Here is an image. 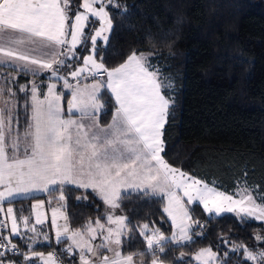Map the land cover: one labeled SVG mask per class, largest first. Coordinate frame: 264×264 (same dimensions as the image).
<instances>
[{
  "label": "snow or ice",
  "instance_id": "snow-or-ice-1",
  "mask_svg": "<svg viewBox=\"0 0 264 264\" xmlns=\"http://www.w3.org/2000/svg\"><path fill=\"white\" fill-rule=\"evenodd\" d=\"M69 2L0 0V67L10 68L17 75L31 74L34 77L30 82L31 117L22 135L18 131L13 134L15 113L11 104L15 93L9 89V99L3 100L4 89L0 88V185L4 186V190L0 191V202H11L14 197H24L34 191L55 190L50 188L53 185L61 189L60 201L65 199L64 187L76 185L80 189H91L111 209L121 206V189L131 188L152 196L163 194L162 198H167V206L163 211L172 220L174 228L170 240L175 243L192 242V226L199 225V221H193L188 209L181 203L178 191L188 198V204L198 201L210 215L234 213L242 223L248 218L264 221V197L257 203L252 190L245 188L237 193L240 198L234 199L189 177L162 157L165 126L175 101L165 94L173 89L171 78L163 76L162 69L149 61L153 53L133 49L123 63L111 69L106 67L103 56H100L99 61L96 59L104 50L100 47V41L106 46L110 39L109 33L114 28L108 6L120 9L121 5L116 0H83L79 7L84 11H77L74 21H70ZM90 17L99 21V27L91 35L86 32V28L95 23ZM69 33L70 40L67 38ZM89 39L90 54L83 55V66L76 68L70 75L77 79L84 73L93 77L106 74V81L99 80L81 88L79 85L73 86L60 74V66H66L65 58H80L78 46L83 51H89ZM41 72L50 73V80H63L64 87L72 90V99L68 102L69 112H78L79 119L64 118L60 106L61 95L57 93L55 83H49L44 99H39L42 85L36 82V78ZM105 87L115 99V110L111 122L101 126L97 113L102 111L104 105L98 101L101 89ZM20 91L25 92L24 85H20ZM86 198L77 197L78 200ZM42 206V203L34 204L32 208L35 211ZM62 207L64 205L52 210V225L57 229L56 240L60 242L67 236L72 242L67 251L71 252L73 246L78 248L80 264H133L131 255L122 256L119 251H114L111 258L103 256L101 259L99 252L100 248L112 252V244H121V236L127 226L126 218H114L109 214L107 221L115 227L107 229L102 244L93 246L81 232H71L69 235L67 225L62 229L57 226V216H63L60 211ZM3 211V207H0V213ZM6 217L11 220L10 235L24 240L12 207L7 208ZM22 222L34 234L29 238L31 243L25 241L27 252L21 253L18 245L8 236H0V249H3L0 250V257L10 252L13 255L23 254L24 264L33 258H38L40 264H58L54 252L45 256L33 249L40 233L34 226H29L27 217ZM43 222L42 214L36 212V224ZM96 224L97 228H104L99 221ZM0 227L6 228L7 224L0 221ZM147 228L145 224L143 229ZM143 229L141 235L145 237L147 249L164 252L166 237L158 231L148 235ZM87 231L92 240L96 239L95 228L89 225ZM100 234L103 235L102 232ZM44 238H48L46 233ZM254 238L264 241V236L258 233ZM241 251L244 262L264 264V248L254 249L243 244H235L231 248L233 253ZM89 254L96 260L91 259ZM195 259L197 264L218 262L216 253L210 248L201 249ZM0 264H5V260L0 259ZM7 264L17 262L7 261ZM152 264L161 262L153 259ZM219 264H226V261L220 260Z\"/></svg>",
  "mask_w": 264,
  "mask_h": 264
},
{
  "label": "trees",
  "instance_id": "trees-1",
  "mask_svg": "<svg viewBox=\"0 0 264 264\" xmlns=\"http://www.w3.org/2000/svg\"><path fill=\"white\" fill-rule=\"evenodd\" d=\"M81 1L70 0V21L80 10ZM116 3L121 5L120 9L111 5L107 9L114 25L109 42L105 46L100 41L104 50L96 59L99 61L103 56L106 67L111 69L121 64L133 49L151 52L150 63L162 69L163 76L171 78L173 89L165 94L175 104L165 126L162 157L172 167L225 194L250 189L260 203L264 197V0H116ZM90 26L86 32L91 35ZM87 47L89 51L78 46L80 58L67 59L66 66H60L61 75H67L80 64L83 55L90 53V39ZM49 77L50 73L43 72L36 78L42 85L39 94ZM33 79L32 75H17L10 68L0 67L3 97L9 99V89L15 93L11 104L15 113L14 134L18 131L22 135L28 124ZM20 85L25 86V92L20 91ZM67 96V92H62L63 106ZM99 100L104 108L97 117L100 125H105L115 106L103 89ZM54 189L5 203L11 205L18 219L29 213L32 200L47 201L54 194H61L58 185ZM63 191L67 224L71 228H81L94 218L103 217V203L91 190L66 185ZM80 196L87 198L78 200ZM119 203L118 210L127 224L119 252L122 256H133L137 264H152V258L163 264H193L191 254L205 247L217 252L218 264L220 260L226 264L238 261L251 264L243 261L242 251L231 252L232 246L264 248V241L254 238L257 233L264 236L261 221L248 218L242 223L234 213L209 215L200 204L193 203L187 209L192 220L199 221L202 227L193 224L192 242L173 244L166 240L164 252L149 254L141 235L143 226L148 225L143 229L147 233H170L162 196L128 192L122 193ZM11 240L26 250L17 237ZM62 244L65 242L38 243L33 249L49 252ZM74 258L68 255L65 260L75 264Z\"/></svg>",
  "mask_w": 264,
  "mask_h": 264
},
{
  "label": "rangeland",
  "instance_id": "rangeland-1",
  "mask_svg": "<svg viewBox=\"0 0 264 264\" xmlns=\"http://www.w3.org/2000/svg\"><path fill=\"white\" fill-rule=\"evenodd\" d=\"M97 7H98V5H97ZM93 18V17H92ZM95 19V18H94ZM96 20V19H95ZM99 27V21L98 20H96L95 21V23H94V26H93V30H92V33L91 34H94V29L95 28H98ZM89 77H91V75H89ZM92 81H94V82H96V81H98V80H92ZM65 89H67V88H65L64 87V90ZM3 100H5V98L3 97ZM9 151H11L10 149H9ZM190 177V176H189ZM192 178V177H191ZM197 180V179H196ZM203 183V182H202ZM57 185H53V186H50V188L51 189H54L55 187H56ZM210 187V186H209ZM242 188H240V189H237L235 192H234V194L233 195H231V196H233V198L234 199H239L240 197L237 195V193L241 190ZM88 190H91V189H88ZM92 191V190H91ZM93 192V191H92ZM44 193H46V192H40V191H34V192H32V193H29L28 195H35V194H44ZM95 194V193H94ZM96 195V194H95ZM163 194H160L159 196H162ZM177 195L181 198V203L184 205V207L187 209V206H188V203H187V197L186 196H184V194H183V192L182 191H178L177 192ZM228 195V194H227ZM97 196V195H96ZM47 197H49V195L47 196ZM46 197V198H47ZM59 197H60V194H54L53 196H52V198H50V199H48L47 201H42V200H40V199H38V200H32L31 201V208H30V211H29V213H27V214H25V215H22V216H20L18 219H17V222H18V226H19V228H21L22 230H27L25 227H24V225H23V222H22V220H23V218L24 217H27V219H28V222H29V226L30 227H35L37 230H38V232L40 233V235H38L37 237H36V240H37V243L38 242H41V243H50V242H52V243H57V240H56V231H57V229L56 228H54L53 227V225H52V210L54 209V208H57V207H60V205H64V207H62L61 209H60V211L61 212H63V216H61V215H58L57 216V221H56V223H57V226L58 227H60L61 229L63 228V226H65V225H67V227L69 228V235L71 234V232H76V231H79V232H81L82 233V235L85 237V239H88L89 241H90V243L93 245V246H96V245H100V244H102L103 242H104V236H106L107 235V229L109 228V227H115V225H109V223H108V221H107V216L109 215V214H111V215H113V217L115 218L116 216H120V217H124L125 218V216L118 210V208L117 209H111V208H109L106 204H104V202H103V200H101L98 196V198L101 200V202L103 203V210H104V214H103V217L102 218H94L91 222H89V223H87V224H85L83 227H81V228H76V229H74V228H71L68 224H67V219H65L64 217H66V208H65V201H60L59 200ZM7 202V201H6ZM5 203V202H4ZM43 204V206L42 207H40V208H37L35 211L33 210V208H32V205H34V204ZM197 203H199L198 201H197ZM165 206H167V198L166 197H164L163 198V206H162V210L164 209V207ZM2 207H3V209H4V212L6 213L7 212V208L8 207H11V205L10 204H7V203H5V204H3L2 205ZM36 212H40L41 214H42V219H43V224H36ZM164 212V211H163ZM164 214L166 215V217H167V220H168V222H169V225H170V233L169 234H163V233H161V232H159V233H161V234H163L165 237H166V240H170V238H171V235H172V233H173V231H174V228H173V226H172V220L169 218V216L167 215V213H165L164 212ZM189 215H190V213H189ZM212 215H215V214H212ZM97 221H99V223L100 224H102V225H104V228L103 229H99V228H97V224H96V222ZM263 224H264V221H261ZM89 225L92 227V228H95L96 229V232H97V235H96V239H94V240H92L91 238H90V235H89V233H88V231H87V229H88V227H89ZM175 231H177L178 232V229H175ZM103 233V235H101L100 233ZM126 232V227L124 228V230H123V233H125ZM153 232H155V231H153ZM152 231H150L149 233H147V234H152L153 233ZM47 234V240H45V238H44V234ZM28 243H31V240L29 239L30 237H32L34 234L32 233V232H28ZM61 241L62 242H65V244H66V247L68 248V246L72 243L71 241H69L68 239H67V236H65V237H63L62 239H61ZM171 243H175V242H171ZM36 244V243H35ZM27 248V247H26ZM112 248H113V251L112 252H110V251H108V249L107 248H100L99 249V252L101 253V259L103 258V256H108V257H112L113 256V254H114V251H119V245H115V244H112ZM205 248H209V247H205ZM201 249H204V248H201ZM201 249H199V250H197V251H195V252H193L192 254H191V259H192V263L193 264H197V261H196V259H195V256H196V254L201 250ZM213 252H215L216 253V255H217V252L214 250V249H212V248H210ZM157 250H159V249H156L155 251H157ZM26 252H27V249H26ZM36 252H39V253H43L45 256H47V254H48V252H41V251H36ZM71 253H75V257H76V262H77V264H80V260H79V256H80V250L78 249V248H75V246H73V249H72V251H71ZM69 255V252L67 251V253H66V256H68ZM89 257L91 258V259H93V260H96V257H94V256H92L91 254H89ZM217 257H218V255H217ZM152 259H156V258H152ZM30 261H32V264H40V262H39V260H38V258H33V260H30ZM133 264H137V260L135 259V258H133ZM161 264H163V263H161ZM217 264H218V262H217Z\"/></svg>",
  "mask_w": 264,
  "mask_h": 264
},
{
  "label": "crops",
  "instance_id": "crops-1",
  "mask_svg": "<svg viewBox=\"0 0 264 264\" xmlns=\"http://www.w3.org/2000/svg\"><path fill=\"white\" fill-rule=\"evenodd\" d=\"M83 2V0L81 1V3ZM80 3V4H81ZM80 12H82V11H84V9L83 8H80V10H79ZM76 14V13H75ZM75 14L73 15V17H72V19H71V21H74V19H75ZM90 20H95L94 18H92V17H90ZM91 26L90 27H93L94 26V24H90ZM67 38L70 40L71 39V35H70V33L68 34V36H67ZM90 54V53H89ZM88 55V54H87ZM66 60H67V58H65ZM124 62V61H123ZM122 62V63H123ZM81 66H83V58H81V60H80V64H78L77 66H74V67H72L71 68V70L69 71V73L67 74V75H63L65 78H67V80L69 81V83L70 84H72L73 86H76V85H79L81 88H83V87H85V86H87V85H91V84H93V83H95L94 81H92V80H104V81H106V74H104V75H102V76H100V77H97V76H95V77H93V76H91V77H89V73H84V74H82L79 78H77V79H74V78H72V76L70 75V73L72 72V71H74V70H76V68H79V67H81ZM119 66V65H118ZM41 73H43V72H41ZM40 73V74H41ZM29 75H31V74H29ZM49 83H55L56 84V91H57V93L58 94H62V92H67L68 93V96H67V101H66V104H65V106H63L62 105V97H61V100H60V106H61V110H62V115L64 116V118L65 119H67V118H69V117H71L72 119H79V116H80V114L78 113V112H76V111H72L71 113L69 112V100H71L72 99V90L71 89H65L64 90V81L63 80H57V79H55V78H52L51 80H49V81H47L46 83H45V85H44V88H43V90H42V93L41 94H39L38 93V95H39V99H41V100H43L44 99V95H46L47 94V85L49 84ZM58 83V84H57ZM60 88V91L58 90ZM109 96H110V98H111V100H112V102H113V104H114V106H115V99H114V97H112V95H111V93H110V91H108L107 89H106V87L105 88H102ZM99 103H101V101L99 100L98 101ZM102 104V103H101ZM115 110V109H114ZM114 110L112 111V113H111V116H110V119H109V121H108V123L107 124H105V125H101V126H107L110 122H111V119H112V114H113V112H114ZM99 113V112H98ZM97 113V114H98ZM30 117H31V88H30V92H29V119H30ZM14 134V133H13ZM15 135V134H14ZM22 153H23V149H21V155H22ZM73 186H76V185H73ZM4 190V186H2V185H0V191H3ZM121 191H122V193H128V192H143V191H136V190H133V189H131V188H128V189H121ZM18 197H21V196H17V197H14V198H12V199H15V198H18ZM4 202H6V201H4ZM4 202H0V207H2V205L3 204H5ZM194 203H197V202H194ZM199 204V203H198ZM201 205V204H200ZM202 206V208H203V205H201ZM208 214V213H207ZM210 215V214H209ZM212 215V214H211ZM19 227V226H18ZM7 228H9V229H11V226H8L7 225ZM19 231L21 232V233H23V235H24V240H21V238L20 237H18V236H12V238H15V237H17L18 238V240H20L21 242H23L25 245H26V247H27V244L25 243V241H27L28 242V230H22L21 228H19ZM12 238H10V239H12ZM170 242H171V240H169ZM14 242V241H13ZM23 243H21V244H23ZM38 243H41V242H38ZM38 243H36V244H38ZM36 244H34L33 245V247L36 245ZM66 245V244H65ZM27 249V248H26ZM68 249V248H67ZM69 252V251H68ZM69 255L71 256V255H74V257H75V253H71V252H69ZM75 259V261H76V257L74 258ZM75 264H77V262L75 263Z\"/></svg>",
  "mask_w": 264,
  "mask_h": 264
},
{
  "label": "built area",
  "instance_id": "built-area-1",
  "mask_svg": "<svg viewBox=\"0 0 264 264\" xmlns=\"http://www.w3.org/2000/svg\"><path fill=\"white\" fill-rule=\"evenodd\" d=\"M100 76H102V75H97V77H100ZM0 221H4L8 226H11V220L6 217V213L4 211H3V213H0ZM198 226L202 227V224L199 222ZM10 234H11V229H9L7 227L6 228L5 227H0V236H8L9 238H12V235H10ZM148 235H151V234H148ZM143 241H144V244L146 246L145 252H147L149 254H152L153 251H149L147 249V243H146L145 237L143 238ZM4 243H7V241H4ZM13 243H15V242H13ZM19 248L21 250V253H26V250L22 249V247H19ZM0 250H3V249H0ZM49 252H54L56 254V258H57L58 264H69L65 260L66 253H67L66 245L62 244V245L58 246L56 249L51 250ZM0 259H4L5 260V264H7V261H13V260L16 261L17 264H24V256H23V254L13 255L12 253L7 252L6 256L5 257H0ZM27 264H32V261H28Z\"/></svg>",
  "mask_w": 264,
  "mask_h": 264
}]
</instances>
